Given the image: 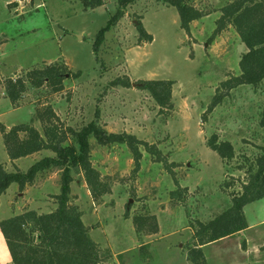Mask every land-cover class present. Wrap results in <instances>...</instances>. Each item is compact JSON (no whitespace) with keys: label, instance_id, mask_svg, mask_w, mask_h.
<instances>
[{"label":"rangeland","instance_id":"obj_1","mask_svg":"<svg viewBox=\"0 0 264 264\" xmlns=\"http://www.w3.org/2000/svg\"><path fill=\"white\" fill-rule=\"evenodd\" d=\"M10 1L0 0L2 126L8 131L14 125L32 124L43 133L44 124L54 122L69 128L66 144L71 142L70 129L78 131L97 120L108 133L132 134L144 142L138 145L142 158L135 171L126 144H100L91 136V162L109 189L93 199L83 172L73 169L70 202L81 210L84 224L98 240L102 264H190L186 257L195 245L190 224L209 221L224 209L227 195L241 192L249 162L264 146V128L258 123L264 81L257 87L233 89L207 111L221 82L239 71L247 50L231 24L216 32L227 0H188L208 13L191 23L189 33L181 27L175 6L136 0L105 31L97 51L98 32L117 14L118 0H103L95 8H84L80 0H28L22 6ZM138 21L152 41H140ZM57 62L66 63L72 72L64 89L55 93L46 85L31 88L14 107L5 95V80ZM117 78H128L130 86L114 85ZM146 79L174 81L173 107L167 114L140 87ZM213 134L233 144L234 158L222 159L208 146ZM153 146L162 161L148 151ZM54 155L44 149L21 157L18 167L6 152L0 130V163L8 171H27L36 161ZM61 173L59 168L46 170L32 185L0 196V220L11 217L19 206L21 212L55 210ZM178 188L182 196L172 199L171 191ZM253 206L247 207L249 219L256 216ZM137 216H154L158 230L148 232L152 223L148 220L138 234L133 220ZM229 245L208 246L204 264H229L236 255ZM0 264H12L1 230Z\"/></svg>","mask_w":264,"mask_h":264},{"label":"trees","instance_id":"obj_2","mask_svg":"<svg viewBox=\"0 0 264 264\" xmlns=\"http://www.w3.org/2000/svg\"><path fill=\"white\" fill-rule=\"evenodd\" d=\"M168 6H175L180 17L181 27L190 32V25L208 13L190 4L188 0H158ZM84 8H95L104 3L103 0H80ZM119 10L108 24L97 35L94 43L95 51L104 40V33L113 26L124 14V9L136 0H118ZM231 24L237 31L240 40L247 50L239 60V71L232 74L220 84L208 106L211 112L230 95V92L243 85L257 87L264 81V0H227L221 7V15L217 20V31ZM140 41H152V35L138 21ZM72 72L64 62L50 63L40 68L28 70L24 76L5 80V95L14 107L19 106L23 94L31 88L49 86L52 92H61L64 81ZM140 87L147 90L160 107L161 113H168L173 107L172 92L174 81L170 79H146L140 81ZM114 85L130 86L128 78H117ZM52 114V112H50ZM50 114V115H51ZM206 114V113H205ZM99 116V113L97 112ZM204 120L207 116L204 115ZM259 126L264 128V108L259 114ZM6 152L10 159L26 157L44 149L52 150L54 156H46L33 163L27 171L16 169L8 171L0 163V196L6 193L13 183L19 189L32 185L37 175L53 168L61 169L60 192L55 196L57 208L51 212L38 213L34 209H25L21 213L0 220V230L6 241L13 264H102L99 244L91 237L89 227L82 219V212L77 205L70 202L72 170L83 172L87 187L93 199H97L108 191V184L101 179L99 171L93 166L90 158V137H96L100 144L122 143L132 151L135 160V171L140 168L142 153L138 147L144 143L128 133H108L97 120L91 121L78 131L64 130L54 122L45 123L43 133L32 124L14 125L8 131L0 123ZM23 134V135H22ZM147 145V144H146ZM208 146L222 159L235 157V148L229 140H221L213 134ZM262 153L249 162L246 181L240 193L231 195V205L213 219L190 224L194 230L195 245L190 249L188 259L192 264H204L205 256L202 247L233 235L248 227L243 207L255 200L264 198V146ZM148 151L157 155L156 160L162 161L161 152L153 147ZM249 160V159H248ZM181 189L170 193L172 199L181 197ZM185 190V188L183 189ZM182 190V191H183ZM136 232L140 234L149 223L148 232L158 230L154 216H137L133 218ZM264 250V245L262 246ZM264 264V262L262 263Z\"/></svg>","mask_w":264,"mask_h":264},{"label":"crops","instance_id":"obj_3","mask_svg":"<svg viewBox=\"0 0 264 264\" xmlns=\"http://www.w3.org/2000/svg\"><path fill=\"white\" fill-rule=\"evenodd\" d=\"M12 1H16V0H11L10 2H12ZM207 17H208V15H206V16L198 19V20H201V19H204ZM33 154H35V153H33ZM33 154L28 155V156L32 157ZM19 159L20 158L13 160V163H15L17 166H18V160ZM8 160L10 161L9 158H8ZM18 188H19V186L17 184L15 186L10 185V187L7 189L6 193H4V194H8V193L17 191ZM31 188H33V187L31 186ZM24 193H26V192H24ZM19 195H22V193L20 192ZM24 196H25V194H24ZM224 203H225L224 209H222V211L218 212L217 214H220L221 212H223L225 209H227L231 205V196L227 195V199H225ZM251 204L254 206L250 209H252L256 213L255 214L256 216H252L251 217L252 219H249L248 214H247V207ZM21 208L22 207H20V206L14 208V212H16V213H14L13 215L20 213ZM243 211H244V215H245V218L247 220V223H248V227L237 232V233H235V234H233V235L224 237L218 241L211 242V243L204 245L202 247L203 252H204V256H205V249L208 246H211V245H214V244H217L220 242H229L230 249H234L235 254H236L234 257H230V259H229L230 263L229 264H262L264 262V250L262 249V246L264 245V198H260L258 200H255L253 202L246 204L243 207ZM215 216L216 215H214L211 218L213 219ZM211 218H210V220H211ZM89 233H90L91 237L94 239V237L91 234V231H89ZM94 240L96 241V239H94ZM96 242L99 243L98 240ZM10 258H11V256H10ZM205 259H206V257H205ZM186 260H187V262L192 264V262L188 259V256L186 257ZM11 262H12V260H11Z\"/></svg>","mask_w":264,"mask_h":264},{"label":"built area","instance_id":"obj_4","mask_svg":"<svg viewBox=\"0 0 264 264\" xmlns=\"http://www.w3.org/2000/svg\"><path fill=\"white\" fill-rule=\"evenodd\" d=\"M15 2H17L18 4H20L19 6H22V4H24V2H28V0H16Z\"/></svg>","mask_w":264,"mask_h":264},{"label":"water","instance_id":"obj_5","mask_svg":"<svg viewBox=\"0 0 264 264\" xmlns=\"http://www.w3.org/2000/svg\"><path fill=\"white\" fill-rule=\"evenodd\" d=\"M135 85V84H134Z\"/></svg>","mask_w":264,"mask_h":264}]
</instances>
